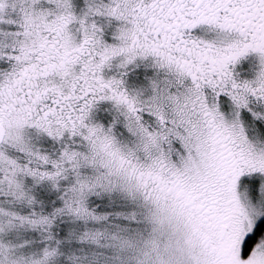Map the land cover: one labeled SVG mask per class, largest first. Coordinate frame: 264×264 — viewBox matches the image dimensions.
<instances>
[{"label": "snow or ice", "instance_id": "obj_1", "mask_svg": "<svg viewBox=\"0 0 264 264\" xmlns=\"http://www.w3.org/2000/svg\"><path fill=\"white\" fill-rule=\"evenodd\" d=\"M0 264H264V0H0Z\"/></svg>", "mask_w": 264, "mask_h": 264}]
</instances>
